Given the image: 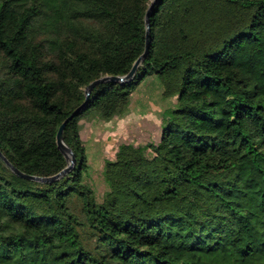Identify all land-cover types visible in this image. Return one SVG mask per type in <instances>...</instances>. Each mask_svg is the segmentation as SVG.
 Returning a JSON list of instances; mask_svg holds the SVG:
<instances>
[{
  "label": "trees",
  "instance_id": "trees-1",
  "mask_svg": "<svg viewBox=\"0 0 264 264\" xmlns=\"http://www.w3.org/2000/svg\"><path fill=\"white\" fill-rule=\"evenodd\" d=\"M151 1L0 0V151L14 167H67L60 126L89 84L144 53ZM149 43L132 81L97 85L66 125L65 177L28 180L0 158V264H264V0H159ZM154 104L158 141L121 142L95 173L84 117L122 123ZM149 148L179 182L129 161Z\"/></svg>",
  "mask_w": 264,
  "mask_h": 264
},
{
  "label": "rangeland",
  "instance_id": "rangeland-1",
  "mask_svg": "<svg viewBox=\"0 0 264 264\" xmlns=\"http://www.w3.org/2000/svg\"><path fill=\"white\" fill-rule=\"evenodd\" d=\"M164 108V104H156L145 114L142 112L139 115L132 114L125 117L122 123L114 120L106 125L103 121L98 124L94 123L95 116L84 117L81 121V137L88 148V158L94 172L96 173L103 157L114 154L117 146L123 141L130 142L136 139L135 146L144 147L148 144H155L158 141L157 124ZM113 129L114 133H112ZM153 156L152 148L147 151L141 149L129 153V161L149 177L154 176L169 182H179L177 173L173 171L168 173L166 164H161Z\"/></svg>",
  "mask_w": 264,
  "mask_h": 264
},
{
  "label": "water",
  "instance_id": "water-1",
  "mask_svg": "<svg viewBox=\"0 0 264 264\" xmlns=\"http://www.w3.org/2000/svg\"><path fill=\"white\" fill-rule=\"evenodd\" d=\"M159 0H152L148 10L146 12L145 15V25H146V46H145V51L144 53L135 61V63L133 64L132 69L130 70V72L124 76H104L100 79H97L95 81H93L91 84H89L87 86V88L85 89V95H86V100L85 102L79 106L68 118L65 119V121L62 123V125L60 126L58 133H57V137H56V142H57V147L58 149L61 151V153L65 156L68 165L65 169H63L61 172H59L58 174L51 176V177H37V176H32V175H27L23 172H21L20 170H18L16 167H14L7 159L6 157L1 153L0 151V158L1 160L18 176L28 179V180H32V181H36V182H40V183H52L55 181H58L60 179H62L63 177H65L76 165V157L75 154L73 152V150L66 144L65 139H64V131L66 128V125L68 124V122H70L71 120H73L75 117H77L83 110H85L87 108L91 93L93 91V89L100 84L103 83H107V82H112V83H120V84H126L130 81H132L135 78L136 72L138 70V68L140 67V65L144 62V60L146 59L148 53H149V47H150V43H149V34H150V16H151V12L154 8V6L156 5V3Z\"/></svg>",
  "mask_w": 264,
  "mask_h": 264
}]
</instances>
